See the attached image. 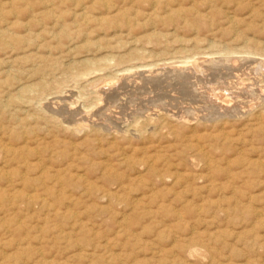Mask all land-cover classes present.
Listing matches in <instances>:
<instances>
[{
	"label": "rangeland",
	"instance_id": "obj_1",
	"mask_svg": "<svg viewBox=\"0 0 264 264\" xmlns=\"http://www.w3.org/2000/svg\"><path fill=\"white\" fill-rule=\"evenodd\" d=\"M0 34V264H264V0H0Z\"/></svg>",
	"mask_w": 264,
	"mask_h": 264
},
{
	"label": "bare ground",
	"instance_id": "obj_2",
	"mask_svg": "<svg viewBox=\"0 0 264 264\" xmlns=\"http://www.w3.org/2000/svg\"><path fill=\"white\" fill-rule=\"evenodd\" d=\"M85 9V8H84ZM1 35V34H0ZM1 40V39H0ZM240 51V50H239ZM217 56V55H216ZM78 60V59H77ZM87 63V62H86ZM89 64V63H88ZM183 64H184V62H183ZM66 65V64H65ZM95 67V66H94ZM149 68V67H148ZM125 71H127V70H125ZM86 72V71H85ZM90 72V70L88 71V73L86 72V73H83V74H81V75H79V76H76V77H81V76H87L88 74H90L89 73ZM68 80V79H67ZM242 83V82H241ZM243 86V85H242ZM22 88V87H21ZM25 88V87H24ZM28 89V87L26 88V90ZM19 91V90H18ZM27 91H30L29 89L27 90ZM233 91V90H232ZM25 92V91H24ZM19 93V92H18ZM18 93H17V95H18ZM216 98V97H215ZM228 99V98H227ZM211 100H212V98H211ZM210 100V101H211ZM214 101L213 102H215V100H216V102H215V107L217 106L219 109H221V110H223V111H226V110H230V108L228 109V106H227V103H228V100H218V99H213ZM230 103V102H229ZM228 103V104H229ZM212 104H214V103H212ZM213 106V105H212ZM230 106V105H229ZM231 107V106H230ZM86 109V108H85ZM217 109V108H216ZM233 109V108H232ZM231 109V110H232ZM218 110V109H217ZM233 110H235V109H233ZM223 111H221L222 113H223ZM85 112V111H84ZM220 112V113H221ZM229 111H227V113H228ZM232 113V112H231ZM230 113V114H231ZM218 115V114H217ZM223 115V114H222ZM221 115V116H222ZM216 116V115H215ZM219 116V115H218ZM224 116V115H223ZM148 117V115L146 116V118ZM216 118V117H215ZM220 118V117H219ZM184 122H185V120H184ZM187 122H189V121H187ZM187 124V123H186ZM85 126L84 125H80V124H77V125H72L70 128H72L73 130H75V131H81L83 128H84ZM98 200V199H97ZM256 210V209H255ZM254 213V212H253ZM192 248V247H191Z\"/></svg>",
	"mask_w": 264,
	"mask_h": 264
}]
</instances>
